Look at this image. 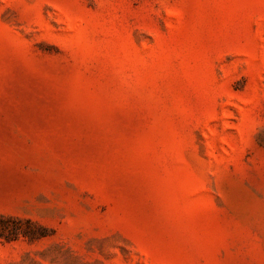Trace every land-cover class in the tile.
<instances>
[{
    "label": "rangeland",
    "instance_id": "obj_1",
    "mask_svg": "<svg viewBox=\"0 0 264 264\" xmlns=\"http://www.w3.org/2000/svg\"><path fill=\"white\" fill-rule=\"evenodd\" d=\"M0 264H264V0H0Z\"/></svg>",
    "mask_w": 264,
    "mask_h": 264
}]
</instances>
